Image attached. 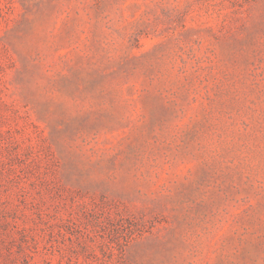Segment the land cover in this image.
<instances>
[{"label":"rangeland","instance_id":"rangeland-1","mask_svg":"<svg viewBox=\"0 0 264 264\" xmlns=\"http://www.w3.org/2000/svg\"><path fill=\"white\" fill-rule=\"evenodd\" d=\"M0 264H264V0H0Z\"/></svg>","mask_w":264,"mask_h":264}]
</instances>
